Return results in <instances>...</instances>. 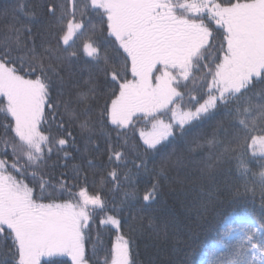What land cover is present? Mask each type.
Listing matches in <instances>:
<instances>
[{
	"label": "snow or ice",
	"instance_id": "6c2138e0",
	"mask_svg": "<svg viewBox=\"0 0 264 264\" xmlns=\"http://www.w3.org/2000/svg\"><path fill=\"white\" fill-rule=\"evenodd\" d=\"M77 2L46 4L50 18L37 33L30 26L39 22L34 15L27 24L12 17L0 28V97L6 102L0 105V156L8 149L12 155L11 163L0 159V264H41V257L52 256L88 264L85 230L95 213H105L101 225L121 228L122 219L108 215L117 206L109 208L103 187L89 190L95 160L73 165L75 183L67 173L55 179L48 171L67 168L66 161L75 159L67 149L81 153L79 142L86 156L91 146L101 151L103 139L107 163L117 167L101 177V185L112 183L114 192L121 186L117 168L131 163L151 178L145 202L157 199L163 186L179 185L171 194L183 198L188 214L196 217L225 198L259 196L264 206V0H81L79 20ZM89 10L102 11L123 63L101 57L98 38L84 40L83 51L96 67L81 87L73 75L78 53L69 47ZM211 23L223 30L215 51ZM98 73L110 85V102L103 104ZM141 118L150 128L139 130L142 144L129 147L127 133L136 135ZM205 124L210 131L200 130ZM177 141L186 154L177 151ZM225 164L234 165L236 181L221 183ZM17 176H31L39 193ZM124 180L134 182L128 174ZM57 194L70 199L42 202ZM124 198L135 200L136 192H125ZM149 227L164 239L179 231L175 221ZM224 237L221 251L206 264H264V218L238 217L235 226L229 221ZM131 244L120 235L104 264H133Z\"/></svg>",
	"mask_w": 264,
	"mask_h": 264
},
{
	"label": "trees",
	"instance_id": "16d2710c",
	"mask_svg": "<svg viewBox=\"0 0 264 264\" xmlns=\"http://www.w3.org/2000/svg\"><path fill=\"white\" fill-rule=\"evenodd\" d=\"M66 0H0V28H6L12 17L17 18L20 22L27 24L28 20L36 17L38 23L30 25L34 33H37L43 27L44 22L49 20V14L46 13V4L60 3ZM81 0L77 2V19L80 18L79 5ZM7 14L6 16L4 14ZM206 22H208L206 20ZM106 18L102 11L89 10L84 17V29L78 34L75 40L71 43L69 51H77V58L73 61V75L76 81L83 87V81L88 79L90 70H95V64L92 58L88 57L83 51L82 43L88 38H98L101 45V57L108 56L110 62L121 65L123 63V50L120 49L118 55V45L114 41V37H109L106 28ZM213 29V49L215 51L219 48L222 41L223 30L214 23L210 25ZM39 40V37H37ZM19 67V62H17ZM26 67V65H25ZM130 67V65H129ZM21 74H25L21 72ZM27 77V76H26ZM34 78V77H27ZM128 78L131 79L129 71ZM98 82V103L103 104L105 99L110 102L111 97H107L106 93L110 85L105 86L103 73L96 75ZM206 87V85H205ZM56 89L52 90L54 100L57 99ZM6 103L0 97V105ZM62 112V108H61ZM51 113H49V118ZM219 118V117H217ZM4 122V115L0 113V123ZM44 129H48V124L43 125ZM114 126L108 125L111 130ZM150 124H146L141 118L136 123V135L133 137L131 130L128 135V146L133 144H142L139 138V130L147 129ZM73 132L78 133V129L73 127ZM201 131H210V126L205 124L201 126ZM3 128H0V133H3ZM55 132V128H53ZM195 131V130H194ZM113 142L116 143V131L111 132ZM123 136V133H122ZM169 139H172L171 137ZM122 143V140L120 141ZM101 151H97L94 146L90 147L86 156H82L83 142H79L81 153L75 152L68 148L69 152L75 159H68L66 163L67 168L58 167L56 169H48L54 175L55 179H62L60 174L67 173V178L72 181L73 165L83 163L84 159H93L96 161L97 167L94 169L95 175L89 173L88 187L90 192H95L103 187L104 194L108 197V206L113 208V204L117 206L116 209L109 212L108 215H115L122 219L123 223L118 230L111 224H100L101 218H106L105 213L96 212L93 220L90 222L91 227L85 230V259L88 264H104V258L110 260V252L114 243L115 237L124 235L130 238L132 244L130 246V260L133 264H206V261L214 259L221 251L220 241L227 239L224 237V232L228 226V220L231 215H245L257 220L264 218V206H262L259 196L255 200L250 197L242 200H231L225 198L222 202L213 206L202 217H196L194 214L189 215L187 212L186 201L183 198H177L172 195V190L179 188V185H165L159 192L158 198L154 201L145 202L143 196L151 188V178L142 171L137 170L131 163L127 165L121 164L117 170L120 173L121 186L119 191H112V183L101 185V177L104 176L112 168L117 167L116 163L108 164V154L103 152L104 141H99ZM172 145H169L171 149ZM178 152H185L183 144L176 142ZM127 150V149H118ZM4 151L3 145H0V152ZM7 156H0V159H7L10 163L12 161L11 150L8 149ZM142 151V149H141ZM186 154V152H185ZM249 156L251 152L249 151ZM259 153H257V159ZM56 159L55 156L52 158ZM129 161L133 156L129 154L127 157ZM194 160H199V157H194ZM104 165L100 167L99 165ZM151 167V165H150ZM254 170L258 171L255 163L252 164ZM231 169V171H230ZM11 172L12 170L9 169ZM13 175H17L12 172ZM125 174H128L132 183L125 181ZM18 179H23L30 187H34L39 193V187L31 176H17ZM54 179V183H55ZM221 183L226 181H236L237 173L234 165L225 164L223 170L219 175ZM75 183L74 181H72ZM79 186L72 188L73 192L79 190ZM136 192V199L127 201L124 198L125 192ZM70 199L68 195L59 196V194L49 197L42 202L48 203L50 200L62 202ZM122 208V210H119ZM165 221H175L179 225V231L175 234L170 233L167 239L158 237L156 231L149 227L150 222L155 225H161ZM233 226L236 220H231ZM0 241V247H2ZM11 244V241H9ZM94 248L96 251L94 252ZM6 251V248H3ZM72 264L70 258L66 256H56L49 259H43L41 264Z\"/></svg>",
	"mask_w": 264,
	"mask_h": 264
},
{
	"label": "rangeland",
	"instance_id": "374dc122",
	"mask_svg": "<svg viewBox=\"0 0 264 264\" xmlns=\"http://www.w3.org/2000/svg\"><path fill=\"white\" fill-rule=\"evenodd\" d=\"M26 78H27V77H26ZM169 116H170V113H169L168 115H166V116H163L162 118L165 119V120H167ZM149 128H150V127H149ZM149 128H147V129H145V130L147 131V130H149ZM238 217H247V216H245V215H242V216H240V215H231V217L229 218L228 221H231V220H233V219H235V220L237 221V218H238ZM119 236H120V235H118L117 237H115L114 242H117ZM52 257H56V256H52ZM49 258H51V257H41V261H42L43 259H49ZM69 258H70V257H69ZM70 260H71V258H70ZM71 263H72V261H71Z\"/></svg>",
	"mask_w": 264,
	"mask_h": 264
}]
</instances>
